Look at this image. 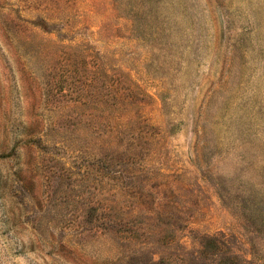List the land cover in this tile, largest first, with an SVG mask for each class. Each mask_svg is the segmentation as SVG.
I'll list each match as a JSON object with an SVG mask.
<instances>
[{
	"label": "rangeland",
	"instance_id": "374dc122",
	"mask_svg": "<svg viewBox=\"0 0 264 264\" xmlns=\"http://www.w3.org/2000/svg\"><path fill=\"white\" fill-rule=\"evenodd\" d=\"M0 264H264V0H0Z\"/></svg>",
	"mask_w": 264,
	"mask_h": 264
}]
</instances>
